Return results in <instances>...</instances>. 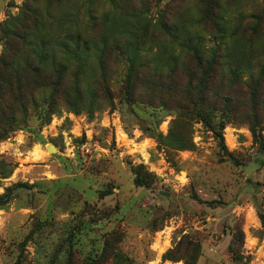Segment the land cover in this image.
<instances>
[{"label":"rangeland","instance_id":"rangeland-1","mask_svg":"<svg viewBox=\"0 0 264 264\" xmlns=\"http://www.w3.org/2000/svg\"><path fill=\"white\" fill-rule=\"evenodd\" d=\"M25 1L0 0V23ZM36 1L45 34L59 41L56 11ZM235 1L224 15L240 40L221 60L207 105L196 98L180 109L174 79L171 90L140 84L128 98L121 59L110 101L98 93L97 110L59 103L46 121L41 103L19 117L0 141V264H264V0ZM195 4L148 0L147 16ZM179 52L154 42L145 59L177 58L179 73ZM172 133L188 148H174ZM234 238L240 259L229 250Z\"/></svg>","mask_w":264,"mask_h":264},{"label":"trees","instance_id":"trees-1","mask_svg":"<svg viewBox=\"0 0 264 264\" xmlns=\"http://www.w3.org/2000/svg\"><path fill=\"white\" fill-rule=\"evenodd\" d=\"M64 1L67 11L58 8L62 0H45V14L56 11L50 18L64 30L55 43L45 34L44 15L34 7L36 0L25 1L17 15L0 23V141L19 129L15 125L19 117L41 103L49 111L45 112L46 121L56 110L52 107L59 103H74L75 112L84 108L91 113L100 108L96 106L97 94L102 101H110L108 81L112 67L121 59L126 66L128 98H136V86L140 84L171 90L168 82L174 79L183 96L180 109L196 98L203 107L215 92L221 60L240 40L237 28L231 27L224 15L229 6H237L235 0H196L192 8L175 13L166 8L154 22L147 16L148 0ZM190 9H195L196 16ZM202 36L219 40L203 48L199 43ZM154 42L177 45L185 71L177 73L174 69L177 58L163 65L155 58L145 59ZM217 136L223 143L221 132ZM169 139L176 149L188 148L186 138L180 134H169ZM136 181L141 185L138 177ZM235 235L241 245L239 232ZM235 238L229 250L234 259H240ZM192 251L196 252V247Z\"/></svg>","mask_w":264,"mask_h":264}]
</instances>
